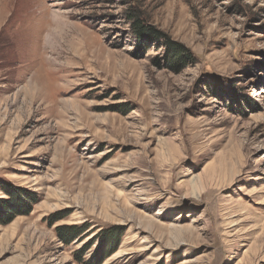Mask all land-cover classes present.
<instances>
[{"label": "rangeland", "instance_id": "obj_1", "mask_svg": "<svg viewBox=\"0 0 264 264\" xmlns=\"http://www.w3.org/2000/svg\"><path fill=\"white\" fill-rule=\"evenodd\" d=\"M112 238L101 264H264V0H0V264Z\"/></svg>", "mask_w": 264, "mask_h": 264}, {"label": "trees", "instance_id": "obj_2", "mask_svg": "<svg viewBox=\"0 0 264 264\" xmlns=\"http://www.w3.org/2000/svg\"><path fill=\"white\" fill-rule=\"evenodd\" d=\"M126 16H127V20L129 22H131V26L133 28V30L135 31V33H137V38L138 39H143L146 43H152V42H162L161 40V36H163L162 33L160 32H157L155 30H151V29H147L145 28L144 26V23L141 19V13L140 11L132 8L130 9L127 13H126ZM163 46L166 48V52L165 54L167 55V58H169L170 56H172V61L170 62V64L172 65H177V66H183L185 64V62H187V60L189 62L192 63V59L190 56L186 55L185 53H183L182 50H179V46L174 44V43H171L170 41L166 40V41H163ZM168 61V59H167ZM11 194L12 193H9L7 192V195L11 198ZM22 198H25V202L26 205L25 206H30V204H32L35 199H33L31 196H29V194L27 193H24V195H21ZM21 202V201H20ZM9 204V203H8ZM56 220L58 219H54L52 221H50L48 223L49 226H51L52 224H54L56 222ZM66 231H70V232H73L72 235H68V233H66ZM85 231V230H84ZM83 230H79V228L77 227H62V228H58L57 229V233H58V237L63 241L62 238H64V236L68 237L67 240L65 241V238H64V242L67 244V243H71L72 241L75 240V238L79 235H81L83 232ZM108 234V233H107ZM107 234L104 233L103 236H106ZM75 236V237H74ZM73 238V239H72ZM115 241V238H112L111 239V245H109L108 247H104L102 243L100 248L103 249L101 252L100 250L98 252V258L96 259V261L94 262V264H101L102 262V259L107 257L108 255H111L113 253L112 249H111V246L113 245V242ZM99 249V247H98ZM81 257H82V253L80 254L79 253V258L81 260ZM95 257V256H94ZM93 261V260H92ZM92 261H90V263H92ZM82 262V261H80Z\"/></svg>", "mask_w": 264, "mask_h": 264}]
</instances>
